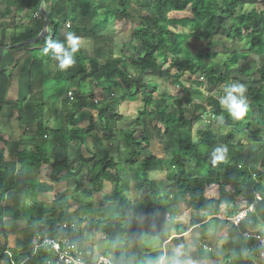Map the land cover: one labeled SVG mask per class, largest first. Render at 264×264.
<instances>
[{
  "label": "trees",
  "instance_id": "obj_1",
  "mask_svg": "<svg viewBox=\"0 0 264 264\" xmlns=\"http://www.w3.org/2000/svg\"><path fill=\"white\" fill-rule=\"evenodd\" d=\"M65 1L70 14V33L82 39L92 37L87 29L89 20L103 17L97 24L102 28L110 24L107 32L113 36L128 32L124 36L130 38V42L120 48L129 52H121L119 57H102L100 61L99 56L91 55L81 43L73 66L44 70L46 59L51 55L44 52L46 41L49 38L57 41L59 30L58 17L50 8L47 15L51 35H47L46 29L38 42L19 48L29 49L30 53L26 69L28 97L24 103L37 111V127L30 131L31 136L20 137L18 141L24 149L17 154V173L37 172L40 166L46 165L49 183H33L37 193H50L54 185L71 178L74 191L79 193L77 222L85 223L89 233L103 237L99 242L111 264H159L164 252L142 243L143 226L162 223L164 238H170L174 232L180 237L170 238L169 243L184 248L181 235L208 216H217L214 219L217 230L225 231L224 235L234 240L226 264H254L256 247L252 240L242 238V234L254 230L249 222L264 225V0H152L146 14L132 13L131 0H119L117 8L113 9L97 5L93 0ZM13 3L37 16L18 29L10 45L34 39L44 23L37 11L38 0H13ZM42 3L45 0H41ZM247 4L254 7L238 13V9ZM100 9L105 11L99 14ZM6 11L10 13L9 9ZM166 12L172 15L165 16ZM64 18L63 23L68 18L66 13ZM218 30L225 31V39L240 44L243 49L206 55L190 52L189 40L210 47ZM4 48L0 44V53ZM250 56L261 60L259 67H254ZM160 61L165 63L166 70L161 71ZM162 72L177 89L173 97H154L157 85L142 83L143 78L162 76ZM185 75L194 77L188 86L181 81ZM239 77L255 79V84L246 88L249 111L241 121H234L214 98L208 97L207 103L213 104L211 110L193 98L200 95L201 87L209 89L217 84L222 85L224 95L223 86L231 81L239 82ZM45 83L49 96L59 104L51 127L41 124L39 117ZM86 86L90 88L88 92L84 90ZM138 100L141 109L133 127L118 129L123 117L112 110L111 104ZM186 109L191 111L189 118H186ZM221 117L225 121L221 126L226 130V139L236 142L226 144L228 162L213 166L209 157L218 143L217 136L208 129L196 132L193 129L202 124L203 118L210 121ZM240 131L248 133L244 143L239 137ZM152 141L165 144L163 158L148 151ZM76 143L81 147L93 143L100 151L98 155L91 151L88 157L77 155L84 168L80 180L75 176L81 168L74 170L69 161V149ZM114 143H120L129 158L121 161L119 156L112 155L109 147ZM2 163L0 158V202L8 182L14 178V172ZM152 171L165 173V181L150 179ZM131 182L140 193L134 202L127 196ZM105 184L110 187L108 193L102 191ZM212 187L216 189L214 198L206 195ZM254 193L259 194V202L254 200ZM96 195H100V203L114 205L112 218L105 219V213L93 207ZM59 196L49 197L46 207L33 205L34 212L26 219L23 232L28 252L18 257L14 251L7 255L0 250V263L54 264L55 257L46 245L33 251L44 240L64 237L62 228L71 224V215ZM174 202L188 207L187 223H176L172 219L170 204ZM250 204H254L253 212L233 227L229 219ZM20 217L12 216L10 222L15 224ZM5 226L0 216L3 237ZM169 259L171 257L166 256L165 262Z\"/></svg>",
  "mask_w": 264,
  "mask_h": 264
},
{
  "label": "crops",
  "instance_id": "obj_2",
  "mask_svg": "<svg viewBox=\"0 0 264 264\" xmlns=\"http://www.w3.org/2000/svg\"><path fill=\"white\" fill-rule=\"evenodd\" d=\"M44 1V0H43ZM46 1V0H45ZM1 3V2H0ZM45 3L41 4V9L44 10L46 13L50 11L45 7ZM100 5L104 6L103 3ZM5 11V21L3 25H0V44H3L5 47L10 45L11 38L15 35L18 29L23 28L27 23L28 20L32 17L34 18L35 15L26 8H19L15 6L12 9V15H7ZM11 13V10H10ZM52 13H54L52 11ZM66 16L68 17L66 22L62 25L63 28H59L57 41L63 42L67 46L66 36L69 32H64L68 28L65 27V24L70 23V14L67 11V4L65 10ZM1 16V15H0ZM10 18V19H9ZM4 21V20H3ZM11 22V23H10ZM80 39V44L82 40L80 35H76ZM119 35L115 36L118 37ZM94 38V37H91ZM29 49H15L10 51H5L2 53L0 59V158L2 159V164L5 168L10 169L14 172V178L7 184V188L3 191V198L0 202V216L3 223H5V230L4 237L0 235V250H4L5 254L10 255L11 251H14L18 257L26 254L29 250V247L25 245L23 232L26 227V219L32 216L34 209L33 205L38 204L40 206H48L47 197H52L56 195L55 190L57 187L62 186V184L68 185L72 183L74 187V182L71 178L66 179L65 181L61 182L60 184L54 185L53 191L50 193L44 192H36V186L32 185L33 183L39 182L48 184V167L46 165L40 166L37 172H29V173H17V163L16 158L18 152L24 149L23 146L19 145L20 137L24 136H31L30 131H33L37 127V111L33 109H29L25 106V101L28 97V81H27V65L30 61V53L27 51ZM55 60L52 55H50L44 64V70L49 68L58 67V62H54ZM15 66V67H14ZM45 95L43 97V108L39 113L40 122L41 124L48 126V102L51 104H57L54 101V98L48 101V90L47 84L44 85ZM47 94V95H46ZM22 103V105H19ZM56 107V106H55ZM56 112V111H55ZM51 114L54 115L53 111ZM56 114V113H55ZM52 115V116H53ZM55 115L53 116L54 119ZM52 119V120H53ZM215 120L212 118L210 121L202 119L206 125H209L210 122ZM53 123V122H52ZM51 127V126H50ZM160 142V143H158ZM152 141L149 144L148 151L153 155L152 151L158 149L159 152L163 149V155L165 153V144L161 141ZM161 144V147L158 145ZM93 151L95 154H99L100 151L93 143L89 144L88 146L81 147L79 144L71 145L69 149L70 155V163L74 170H78L81 168V164L77 159V155L81 153L83 157H88L89 154ZM109 151L115 157H118L121 161L126 160L129 158L125 150L122 149L120 143L111 144L109 147ZM117 152V153H116ZM154 156V155H153ZM124 157V158H123ZM158 158H163V156H159ZM84 175V168L82 167L78 174L75 176L77 180H80L81 177ZM149 178L152 180L164 182L165 181V173L160 171H152L149 172ZM129 186V193L135 190V183L131 182ZM108 184L103 186V193H108L109 191L105 190ZM73 192L74 191V188ZM110 190V188H109ZM136 191V190H135ZM59 194V193H57ZM79 194V193H78ZM206 195L209 197H216V189L212 187ZM130 197V196H129ZM128 197V198H129ZM140 197L137 195V200ZM136 200V201H137ZM131 201V200H130ZM134 202V201H131ZM65 203V202H64ZM66 204V203H65ZM102 204V203H101ZM67 207V205H66ZM94 207V206H93ZM95 208V207H94ZM171 217L174 219L176 223H183L184 221H188L190 217V211L187 206L181 203H171ZM68 212V210H67ZM69 213V212H68ZM20 217L15 224H12L11 217ZM71 215V214H69ZM217 216H208L201 224L193 227H189L186 232L181 235L183 239L184 248H178L184 256H187L188 261L191 264H226V258L228 254L231 253V246L230 244L234 241L227 236L224 235L223 230L218 231L215 225L214 219ZM45 219V218H44ZM187 223V222H185ZM160 225L162 223H156ZM153 224V225H156ZM152 226V225H150ZM150 226H143L145 231H148L150 235H154L156 230L154 227ZM162 226L163 231V224ZM260 226V225H258ZM69 228V231H66L65 228ZM260 227H264L261 225ZM73 228V229H72ZM76 227H70L66 225L62 228V234L64 237L68 238L78 249L86 250L92 253V257L96 258L101 255L102 252V243L98 242L94 247L90 243L87 242V239L80 238L75 236L73 233L75 232ZM144 232V231H143ZM172 237H180L177 236L174 232L171 233L170 238ZM80 238V239H79ZM170 238L166 239V242L162 245V251L164 252L163 260L165 261L166 256L173 255L177 251H171L170 248L173 247L172 243H169ZM158 243V242H157ZM82 244H88L87 247ZM99 244H101L99 246ZM195 245L197 247V251L195 249H191V246ZM4 248V249H3ZM183 249V250H182ZM184 251V252H183ZM34 252V251H33ZM100 252V253H99ZM198 252V253H197ZM103 253V252H102ZM245 252V256H246ZM107 257V256H106ZM247 257V256H246ZM161 259V260H162ZM160 260V262H161ZM181 260L182 257H181ZM159 262V264H160ZM0 264H8L6 262H2Z\"/></svg>",
  "mask_w": 264,
  "mask_h": 264
},
{
  "label": "rangeland",
  "instance_id": "obj_3",
  "mask_svg": "<svg viewBox=\"0 0 264 264\" xmlns=\"http://www.w3.org/2000/svg\"><path fill=\"white\" fill-rule=\"evenodd\" d=\"M93 1H95V3L97 5L103 3L105 6L109 7V9L110 8L113 9V7L117 8V5H118L117 3L119 0H93ZM0 2H1L0 3V15H1L0 16V25H3L4 22L6 24V21H5V16H2V15H4V13L7 9L11 10V13H9V14L12 15V9L15 7V4L13 3V0H0ZM45 2H46L45 7H47L48 9L52 7L53 12H54L53 14L58 17L57 23L59 24V28H63L62 25L64 24L63 20L65 19L64 17H65L66 1L65 0H53V1L52 0H46ZM151 3H152V0H131L130 9L132 10V13L135 11V12H141L142 14H146V12L150 10ZM102 7H104V6H102ZM252 7H254L253 4H247V5L239 8L238 13L248 12ZM104 11H105V9H103V11H102V9H100V11L98 10L99 14H102ZM9 14H7V15H9ZM164 15L165 16H171L172 14L169 12H166ZM100 16H102V15H100ZM96 17H98V16H96ZM100 19H103V17L97 18V19L92 20V21H90L91 19L89 20V24H88L87 29L89 30V33H90L89 35L94 37V38H91V37L83 38L84 41H82V47L88 48L91 55H93L95 57L99 56L98 58L100 61L103 60L102 57L103 58L108 57V56L109 57H111V56L119 57L121 52L122 53L129 52V50H126V49L124 50L123 48H120L121 45L130 42V38L124 36V35H127L128 32H125L123 34H120L118 37H115L112 34H110L109 32H107V30H109L111 28L110 24L107 23L104 28L100 27V24L99 25L97 24V23H100L102 21ZM226 26H229L228 22H226ZM51 28H52L51 26L47 27V35L48 36L51 35V31H52ZM65 31L69 32L70 28L68 30H65V28H64V32ZM92 32L94 34L102 33V35L101 36L100 35L94 36V34ZM225 37H226L225 31L218 30V32L215 33V35L212 37L213 39L211 40L210 47L205 46L203 43H195V42H192L191 40H189L188 41L189 50L194 55H206L208 53H214V51L219 52V53H224L227 51L230 53L233 50H238V49L242 50L243 49L240 44L235 43V42H229L225 39ZM250 58L255 63L254 67H259L261 60H258L256 58V56H250ZM207 61L209 62V60H207ZM214 67H217V65L215 64ZM159 68L162 69L161 71L166 70L165 63L160 61L159 62ZM165 74L166 73L162 72L161 73L162 76L156 74V75L145 77L142 79V83H144V84L151 82V83H154L157 85V92H156L154 97H157V96H164V97L171 96V97H173L176 95L177 89L170 85V82L166 78ZM193 78L194 77H190L188 75H185L181 81L184 85L188 86L190 84V82H192ZM253 81H255V79L249 81L246 78H243V77L240 78L239 77L238 83L243 84L247 88L248 86L255 84ZM231 83H233V81H231L230 84ZM193 87H195V86H193ZM84 90H85V92H88L90 90V88L88 86H86ZM200 91H201L200 95H193V98L197 102H201L202 104H205L206 107L210 110L212 109L211 106H213V104L211 105V103H207L208 97L214 98V99L219 101L220 97L223 96L221 84L211 86V88H209V89L207 86H206V88L201 87ZM50 99H51V96H48V101ZM97 99H100V97H97ZM111 108L113 111H115L117 114H119L123 117L122 122H120L118 124V129H122V130L124 129L125 130V129H129L131 126L133 127L134 119L141 109V102L138 100V101H134V102H125V103H118V104L112 103ZM58 109H59V104L53 105L50 102H48V111L49 112H48V122L47 123H48L49 127L52 126L53 116L55 115V111H57ZM52 111H53L54 115L51 114ZM190 114H191L190 109H186V118H189ZM199 129L211 130L212 133L214 134V136H217V139H218V143L216 144V146L226 145L228 143L234 144L236 142V140L229 142L226 139V136H225L226 130L221 126V124L218 123V119L213 120V122H210L209 125H206L204 122H202V124L196 125L195 128L193 129V132H196ZM94 130H96V126H95ZM252 130H254V128H252ZM247 135H248L247 132L240 131L239 137H241L242 143L246 142L243 139H246ZM156 142H158V141H156ZM158 143H160V142H158ZM158 145L161 147V144H158ZM152 153L155 157H159V156L164 157V155L162 154L163 149L160 152L158 149H155L152 151ZM254 174H257V172L255 171ZM72 187H73L72 183L68 184V185L62 184V186H59L56 188L55 193L56 194L59 193V195H60L59 201L66 203L67 210H68L69 214H71V216H70L71 217L70 218V220H71L70 227H76V228H74L75 232L73 234L75 236L82 238V239L86 238L87 242H89V241L92 242L90 244L93 245L92 247H94L96 245V243H98L99 241L102 240L103 237L97 233H89L87 228L85 227V225H86L85 223L81 224V223L77 222V218L79 216V207H80L79 196H78L79 194H78V192H73ZM130 187H133V185H130ZM109 188L110 187L108 185L107 187H105V190L109 191ZM135 190H133L132 192L129 193L130 197L129 196L128 197L131 201H136L137 195H139V192L135 191ZM49 197H47V201H48V199H50ZM99 200H100V195L94 196L93 206L95 208L100 209V211H103L105 213V216H104L105 219L112 218L113 213H114V205H112V204H101L99 202ZM81 218L86 219L87 215H81ZM185 222H187V220L184 221L183 224H185ZM160 225H162V224H160ZM160 225L156 224V225L150 226V227H154L153 229L156 230V232L153 236L150 235L148 233V231H145L146 228L143 229L144 234H143L142 243L145 246L151 247V249L155 248V247H156V249L162 248V245L166 242V239L164 238L163 231L161 230L162 226H160ZM68 229H69L68 227L64 229L65 234H67L66 231H69ZM147 229H149V227ZM84 245L87 247L88 244H82L83 247H84ZM100 245L101 244H99V246ZM170 249H171V251H177L178 250V248H176L175 245H173V247ZM191 249H195L194 251H197V247L195 245L191 246ZM101 255H104V253H101ZM175 255H176V253H174L173 255H169V257L173 258ZM104 257H106V255ZM181 257L183 260L188 261L187 256H184L183 254H181L180 259H181Z\"/></svg>",
  "mask_w": 264,
  "mask_h": 264
},
{
  "label": "clouds",
  "instance_id": "obj_4",
  "mask_svg": "<svg viewBox=\"0 0 264 264\" xmlns=\"http://www.w3.org/2000/svg\"><path fill=\"white\" fill-rule=\"evenodd\" d=\"M67 46L60 41L48 39L44 48L45 54L51 52L53 58L58 62L61 70L67 69L76 63L75 54L79 51L80 39L73 33L66 36ZM224 95L220 97L221 106L227 111L234 121H241L247 115L249 108L246 99V87L238 82L225 84ZM219 124H224L223 118L218 119ZM229 149L227 145H218L211 150L210 161L213 166L227 163ZM181 252L178 249L176 255L168 261L161 260L160 264H191L190 261L180 259Z\"/></svg>",
  "mask_w": 264,
  "mask_h": 264
},
{
  "label": "built area",
  "instance_id": "obj_5",
  "mask_svg": "<svg viewBox=\"0 0 264 264\" xmlns=\"http://www.w3.org/2000/svg\"><path fill=\"white\" fill-rule=\"evenodd\" d=\"M34 15L35 17L37 16V14ZM68 26L69 24L66 23L65 27L68 28ZM67 96L71 99L70 93H68ZM254 200L256 202L261 200L258 193H254ZM253 205L254 204H250L242 208L233 218L229 219L230 224L236 228L240 222L246 219L247 214L253 212ZM248 224L251 225L254 230L244 232L242 238L254 242L256 247L254 264H264V227L254 225L250 222ZM44 245L53 253L55 257L54 264H111L107 257L98 256L93 258L89 251L76 248L66 237H59L55 240H44L39 246L35 247L34 252ZM248 253L251 254L252 250L249 249ZM10 264L15 263L10 261Z\"/></svg>",
  "mask_w": 264,
  "mask_h": 264
},
{
  "label": "water",
  "instance_id": "obj_6",
  "mask_svg": "<svg viewBox=\"0 0 264 264\" xmlns=\"http://www.w3.org/2000/svg\"><path fill=\"white\" fill-rule=\"evenodd\" d=\"M37 11L39 12V15L42 17L43 22H44L43 26H42V30L39 33V35L37 37H35L34 39H32V40H29V41H26V42H21V43L15 44V45L6 46L2 50V52L0 53V59H1L2 53L5 52V51L14 50V49L20 48V47H22L24 45L34 44V43L38 42L40 39H42V37L44 36V31L47 29V27L49 25V20H48L47 13L44 10L41 9V0H38Z\"/></svg>",
  "mask_w": 264,
  "mask_h": 264
}]
</instances>
